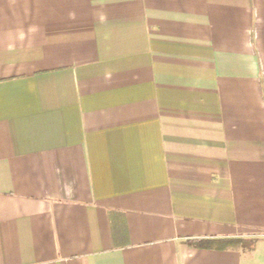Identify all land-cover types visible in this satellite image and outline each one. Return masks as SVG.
<instances>
[{
	"label": "crops",
	"instance_id": "crops-1",
	"mask_svg": "<svg viewBox=\"0 0 264 264\" xmlns=\"http://www.w3.org/2000/svg\"><path fill=\"white\" fill-rule=\"evenodd\" d=\"M0 264H264V0H0Z\"/></svg>",
	"mask_w": 264,
	"mask_h": 264
},
{
	"label": "trees",
	"instance_id": "trees-1",
	"mask_svg": "<svg viewBox=\"0 0 264 264\" xmlns=\"http://www.w3.org/2000/svg\"><path fill=\"white\" fill-rule=\"evenodd\" d=\"M229 241L230 240H218L216 242L219 243V245H220V244L228 243ZM194 243L197 246L204 247V246H209V245L213 244L214 241H211V240H199V241H196Z\"/></svg>",
	"mask_w": 264,
	"mask_h": 264
}]
</instances>
